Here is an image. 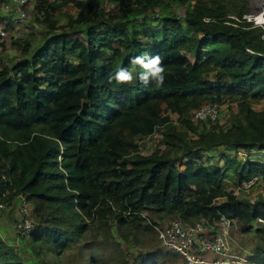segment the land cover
Instances as JSON below:
<instances>
[{
	"label": "trees",
	"instance_id": "obj_1",
	"mask_svg": "<svg viewBox=\"0 0 264 264\" xmlns=\"http://www.w3.org/2000/svg\"><path fill=\"white\" fill-rule=\"evenodd\" d=\"M175 2L186 7L182 18ZM67 6L76 13L58 24ZM33 9L42 43L29 57L0 61V203L21 196L32 205L36 225L18 239L31 257L157 264L180 256L160 249L130 263L118 239L140 242L169 218L210 226L229 218L264 240L254 225L264 220V197L234 193L254 174L264 183V161L236 155L264 147V107L252 103L264 100V39L244 18L249 1L133 0L111 10L104 0H35ZM0 25L12 28L2 16ZM23 44L27 54L31 43ZM4 49L0 40V56ZM157 55L162 87L109 83L120 68L143 71L134 57ZM213 103L231 104L234 121L191 120ZM159 128L165 149L141 154L136 138ZM246 258L264 264V248ZM0 264H25L2 238Z\"/></svg>",
	"mask_w": 264,
	"mask_h": 264
},
{
	"label": "rangeland",
	"instance_id": "obj_2",
	"mask_svg": "<svg viewBox=\"0 0 264 264\" xmlns=\"http://www.w3.org/2000/svg\"><path fill=\"white\" fill-rule=\"evenodd\" d=\"M55 1L60 2L62 0H55ZM132 1L133 0H104L105 7L111 10H117L121 2L122 3L124 2L126 4H131ZM248 1H249V12L248 13L252 14L253 16L258 15V13L261 12V8L264 6V0H248ZM172 8L174 9L175 15L179 16L180 18L183 17L185 9H186L185 5L175 2L172 4ZM161 12H162V7L161 6L157 7L156 13H161ZM75 13H76L75 9L72 8L71 6H67L66 8L62 9V11H60L56 16L59 18L58 24H63L66 22L67 14L74 15ZM258 16H259L258 17L259 20L262 19L261 15H258ZM263 19H264V16H263ZM44 32H45L44 25H42L39 22V18L35 17L34 9L30 8L29 17L26 23L22 24L20 28L13 29L11 33V35H13L12 37H7L1 40V41H5V49L2 51L1 56H0L1 63L2 64L13 63L19 59L29 57L31 53L34 50H36L42 43ZM15 39H21L22 42L20 46H13V41ZM24 41L25 42L29 41L31 43L30 52H28L27 54H23V52L20 49L22 46H24L23 44ZM252 103H253V106L257 110H261L264 107V100H252ZM234 114H235V109L231 104H223L220 106V109H219V115H218L219 121L223 124L232 123L234 121ZM172 119L175 120L176 119L175 116H172ZM209 125L210 124L206 121L205 127L208 128ZM162 129L163 128L157 129V131L151 136L136 138V142L139 145L141 154L143 155L150 154L157 147H160L161 149H165V146L161 145V139H162L161 130ZM190 135L193 136L194 134L190 133ZM228 155L232 156L233 154L230 153ZM236 155L241 161L247 160L248 155L250 157H257V159H261L264 161V150L261 151V150H258V148L252 150L251 152H240V153H237ZM215 157L217 158L218 156L216 155ZM232 182L233 181H231V183ZM237 185L234 184V193L239 198H246L250 201H253L257 199L258 197H264V183L261 181L257 183L255 186H253L251 189L245 192L239 190ZM227 188L231 189L230 183H228ZM22 199L24 198L22 197ZM20 203H21V200L17 198L14 201V206H18V209H19ZM28 207L30 208V210H32L31 204L30 206L28 204ZM3 210L4 208H0V212ZM172 219L173 218L171 219L169 218L163 221H159V224L168 223ZM10 222H11L10 225L6 227L7 229L6 232L4 233L1 232L0 238H2L6 243H10L13 245V248L16 249L17 253L22 256L25 264H40L39 260L36 257H31L32 253L30 252V249L28 247V242L22 245L20 241L18 240L19 236H17L14 231L15 220H11ZM254 225L255 227H260L264 229V224L260 222L256 221ZM153 230L154 228L150 231H145L144 234L141 235L140 242H137V243L131 241L130 239H128V241L118 239L124 251L127 253L128 260L130 263L132 262L133 258L139 253H145V252H150V251H152V253H155L156 251H159L160 249H162L164 252L166 251L161 246V243L159 242L157 238L155 230L154 231ZM230 234H231L232 249L240 255H243L245 257L249 255L252 256L254 255V249L256 247L260 249L264 248V240L259 238L258 235H256L253 232H250V233L245 232L243 228L236 222H233V224L231 225ZM67 253L68 254L74 253V250L72 249L68 250ZM157 264H186V263L182 257H178V258H168V259H165L163 262L159 261V263Z\"/></svg>",
	"mask_w": 264,
	"mask_h": 264
},
{
	"label": "built area",
	"instance_id": "obj_3",
	"mask_svg": "<svg viewBox=\"0 0 264 264\" xmlns=\"http://www.w3.org/2000/svg\"><path fill=\"white\" fill-rule=\"evenodd\" d=\"M35 0H0V16L12 28L4 29L0 25V40L12 37V30L20 28L29 17V9L33 8ZM261 15L262 19H258ZM258 15L246 14L244 18L252 23V27L262 29L261 38L264 39V6ZM12 29V30H11ZM247 51H250L246 48ZM220 106L205 104L193 111V121H213L219 115ZM260 177L256 174L244 179L239 184V190L248 191L257 183ZM0 203V208H5ZM20 217L14 224L17 236H28L36 223L31 210L24 199L19 205ZM234 221L222 218L216 226L206 225L203 221L188 222L181 218H173L168 223L155 224L153 228L161 246L169 252L177 253L186 264H259L236 253L231 244V225ZM264 224V220L257 219ZM30 225V226H26Z\"/></svg>",
	"mask_w": 264,
	"mask_h": 264
},
{
	"label": "clouds",
	"instance_id": "obj_4",
	"mask_svg": "<svg viewBox=\"0 0 264 264\" xmlns=\"http://www.w3.org/2000/svg\"><path fill=\"white\" fill-rule=\"evenodd\" d=\"M132 64L139 65L143 71L134 75L127 69L120 68L114 75L109 76V83L115 81L116 84H133L138 79L145 86L154 84L156 87H162L165 81V68L162 65L160 56H136L131 60ZM30 226V225H26Z\"/></svg>",
	"mask_w": 264,
	"mask_h": 264
},
{
	"label": "crops",
	"instance_id": "obj_5",
	"mask_svg": "<svg viewBox=\"0 0 264 264\" xmlns=\"http://www.w3.org/2000/svg\"><path fill=\"white\" fill-rule=\"evenodd\" d=\"M258 148V150H261V151H263L264 150V147H260V146H258L257 147ZM256 149V148H255ZM254 150V149H253ZM251 152V151H250ZM240 153V152H239ZM250 157V156H249ZM250 159L251 160H259V161H263V160H261V159H257V157H250ZM17 198H19L20 200H21V202H22V197L21 196H18V197H16V198H14V200H13V203L10 205V206H6L5 208H4V210L3 211H1L0 212V234H1V232L2 233H4V232H6V227L7 226H9L10 225V221L11 220H15V222H16V220H18V218H19V209H18V206H14V201L17 199ZM29 204V203H28ZM29 206H30V204H29ZM4 212V213H3ZM11 219V220H10ZM5 236V235H4ZM0 237H1V235H0ZM255 262V261H254ZM257 263V262H256Z\"/></svg>",
	"mask_w": 264,
	"mask_h": 264
}]
</instances>
